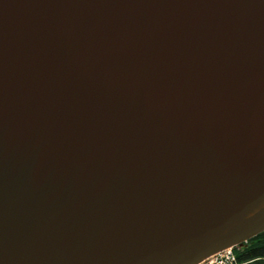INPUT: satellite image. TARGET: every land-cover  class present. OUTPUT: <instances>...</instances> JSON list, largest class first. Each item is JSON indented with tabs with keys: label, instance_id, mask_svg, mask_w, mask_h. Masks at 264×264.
Here are the masks:
<instances>
[{
	"label": "water",
	"instance_id": "95a60500",
	"mask_svg": "<svg viewBox=\"0 0 264 264\" xmlns=\"http://www.w3.org/2000/svg\"><path fill=\"white\" fill-rule=\"evenodd\" d=\"M263 232L264 0H0V264Z\"/></svg>",
	"mask_w": 264,
	"mask_h": 264
},
{
	"label": "trees",
	"instance_id": "16d2710c",
	"mask_svg": "<svg viewBox=\"0 0 264 264\" xmlns=\"http://www.w3.org/2000/svg\"><path fill=\"white\" fill-rule=\"evenodd\" d=\"M238 264H264V232L248 240V247L236 255Z\"/></svg>",
	"mask_w": 264,
	"mask_h": 264
},
{
	"label": "built area",
	"instance_id": "2783aa9c",
	"mask_svg": "<svg viewBox=\"0 0 264 264\" xmlns=\"http://www.w3.org/2000/svg\"><path fill=\"white\" fill-rule=\"evenodd\" d=\"M233 253H234V248H229V249H226L222 252L215 254L214 256L206 259L200 264H207V263L210 264L212 263L211 261L212 259H215L214 260L215 264H238L236 257L234 256Z\"/></svg>",
	"mask_w": 264,
	"mask_h": 264
},
{
	"label": "rangeland",
	"instance_id": "374dc122",
	"mask_svg": "<svg viewBox=\"0 0 264 264\" xmlns=\"http://www.w3.org/2000/svg\"><path fill=\"white\" fill-rule=\"evenodd\" d=\"M247 247H248V242H246V244L242 245L238 250H235L234 253H233L234 256L236 257V255H237L238 252L244 250V249L247 248ZM214 260H215V259H212V260H211L212 263H210V264H215V263H214ZM216 261H217V260H216ZM207 264H209V263H207Z\"/></svg>",
	"mask_w": 264,
	"mask_h": 264
}]
</instances>
